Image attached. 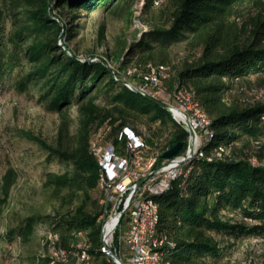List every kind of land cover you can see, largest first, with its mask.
Returning a JSON list of instances; mask_svg holds the SVG:
<instances>
[{
	"label": "trees",
	"instance_id": "obj_1",
	"mask_svg": "<svg viewBox=\"0 0 264 264\" xmlns=\"http://www.w3.org/2000/svg\"><path fill=\"white\" fill-rule=\"evenodd\" d=\"M117 1L0 0V85L19 94L38 88L46 108L62 116L54 143L24 132L67 166L64 172L48 174V183L66 190L68 204L64 213L48 217L49 232L59 233L60 243L70 247L77 241L75 234L85 231L96 256L105 194L91 149L94 134L109 126L106 139L122 151L125 141L119 135L131 127L145 138L150 152L158 153L159 162L179 142L185 150L189 139L167 109L118 80L102 61L83 60L70 48L81 18ZM163 1L155 5V0H145L144 11ZM160 19L118 51L117 67L124 74L129 66H171L176 76L169 79V89L181 81L212 117L213 136L203 147L204 156L194 160L192 172L156 197L159 230L167 239L165 258L172 264H203L221 256L215 234L264 235V164L250 160L257 157L264 163V101L234 96V89L252 76L264 84V0H167ZM179 44L189 54L176 68L173 51ZM72 105L80 115L74 134L66 117ZM141 117L147 118L150 130L139 126ZM220 148L222 156L217 155ZM18 177L14 167L0 176V212ZM224 209L240 213L243 220L223 219ZM39 220L29 217L19 228L25 240ZM16 232L0 233V243L11 241ZM43 261L50 264L48 257Z\"/></svg>",
	"mask_w": 264,
	"mask_h": 264
},
{
	"label": "rangeland",
	"instance_id": "obj_2",
	"mask_svg": "<svg viewBox=\"0 0 264 264\" xmlns=\"http://www.w3.org/2000/svg\"><path fill=\"white\" fill-rule=\"evenodd\" d=\"M166 1L146 12L145 0H118L110 8L90 11L81 18L77 35L69 40L70 48L83 60L99 61L98 58L103 57L117 68L118 51L126 44L130 46L135 37L142 35L152 23L161 22L160 15ZM66 20L69 23L71 19ZM140 23L146 27L140 28ZM188 54L184 44L174 48L173 64L176 68L183 66ZM234 96L264 101V84L259 77L252 76L250 81L234 89ZM40 98L38 88L19 94L0 85V176L9 167H14L19 174L0 212V233L6 235L11 229L17 230L11 241L5 239L0 243V264H45L43 257L48 255V249L44 239L51 233L52 224L48 217L62 214L68 208L64 199L66 190L47 181L50 172H64L66 164L24 135L29 131L51 143L56 140L62 116L47 109ZM66 117L72 120V134L76 133L80 121L78 106L72 105ZM139 126L144 131L150 130L145 117L139 118ZM250 160L255 165L257 162L264 164L257 157ZM220 215L232 222L243 220L240 213L226 209ZM32 216L40 220L33 235L25 240L18 230ZM246 222L252 223L250 220ZM215 238L220 243L221 256L207 258L203 264H264V235L235 238L215 234Z\"/></svg>",
	"mask_w": 264,
	"mask_h": 264
},
{
	"label": "built area",
	"instance_id": "obj_3",
	"mask_svg": "<svg viewBox=\"0 0 264 264\" xmlns=\"http://www.w3.org/2000/svg\"><path fill=\"white\" fill-rule=\"evenodd\" d=\"M138 22V21H137ZM145 30V29H144ZM115 70L130 82L138 85L140 90L147 94L159 97L174 106L175 120L188 132L189 126L186 114L189 116L191 126L197 132L196 149L193 153L201 154L200 142L206 139L209 127L207 119H202L192 103H190V90H178L176 85L170 90L163 81L149 77H139V74L128 69V73ZM108 129L105 134L108 133ZM104 134V135H105ZM125 141L122 151L114 143L103 144L98 147L97 161L106 179L104 189H112V200H107L105 211L110 212L107 240L112 247L111 264H158V258L149 257L147 242L151 220L146 209L147 192L172 188L170 178L175 175L178 168L183 166L184 155L192 153L189 147L191 135L189 132L188 145L180 154L170 159L150 160V146L141 135L131 127H125L119 135ZM257 165H260L257 162ZM147 177L140 185L138 182ZM130 193L129 201L125 203V196ZM126 211L122 215L123 211ZM117 213L115 220L114 213ZM85 234V231H82ZM60 235V234H59ZM87 250V237L84 244L79 247V253ZM60 259L65 258V246L57 250ZM94 261V258H93ZM89 263V264H93Z\"/></svg>",
	"mask_w": 264,
	"mask_h": 264
},
{
	"label": "bare ground",
	"instance_id": "obj_4",
	"mask_svg": "<svg viewBox=\"0 0 264 264\" xmlns=\"http://www.w3.org/2000/svg\"><path fill=\"white\" fill-rule=\"evenodd\" d=\"M161 1V0H160ZM159 0H155V4H160ZM146 27L145 24L142 25L140 23V28ZM143 31V30H142ZM128 69L134 71V73L139 74V77H149L154 78V80L163 81V85H168L169 79L175 75V70L169 65H152L149 64L146 68H138L136 66H129L126 69L125 73H128ZM176 76V75H175ZM174 76V77H175ZM181 82V81H180ZM179 81L175 82L176 88L178 90H189L182 86ZM145 93V91L140 90ZM190 103L194 106L197 114L200 115L202 119H207V126L209 127V132H207L206 139H202L200 142V150L201 154L197 153H186L184 155L183 166L178 168L175 175L170 178V185L173 187V183L179 178L183 176H187L194 169V160L204 156V145L211 141L213 136V130L211 129L212 117L202 108L199 100L195 98V94L190 92ZM175 119L174 113L172 115ZM105 131V130H104ZM102 130L97 131L93 139L91 141V149L96 157H98V147L100 146V142L103 140V144H111V141L106 139V135H104ZM223 148H220L217 155L222 156ZM158 153L150 152V160H158ZM253 161V160H252ZM99 186L101 188H105L106 179L103 175V172L100 168L99 175ZM171 188H164L158 191L147 192L146 197V209H148V215L151 220L148 234V242L147 249L149 257L158 258V264H172L169 260H167L164 256L162 248L166 242V237L162 235L159 230L160 223V211L159 204L156 200L157 196L163 195L168 192ZM105 197L102 199V204L104 205V213L100 216L99 221L102 222V242L100 245V251L98 256L91 252V244L86 233L83 234L82 231H79L75 234L77 241H74L70 247H65V258L60 259V253H57V250L61 248V236L59 233L51 232L48 234L46 239H44L45 246L48 249L47 256L49 258L50 264H111L112 262V247L110 241L107 240L108 236V226L110 224V212L105 211L107 208V200H112V189H104L103 190ZM130 193H128L124 198V203L129 201ZM115 220L117 219V213H114ZM85 235L87 237V250L85 253H79V247L84 244Z\"/></svg>",
	"mask_w": 264,
	"mask_h": 264
},
{
	"label": "water",
	"instance_id": "obj_5",
	"mask_svg": "<svg viewBox=\"0 0 264 264\" xmlns=\"http://www.w3.org/2000/svg\"><path fill=\"white\" fill-rule=\"evenodd\" d=\"M100 61H102L106 66H108L110 72L113 74L114 77H116L118 80L122 81L123 83H125L128 87H130L131 89L141 93L142 95L146 96L148 99H150L151 101L155 102L156 104L160 105L161 107L167 109L172 115L174 113V106L164 100H162L159 97L153 96L151 94H147V93H143L140 91V89L138 88V85L136 83L130 82L129 80H127L126 78H124L122 75H120L115 68L108 62L107 59L100 57L98 58ZM92 61V59H90ZM187 117V122H188V126H189V132L191 135V139L189 141V147L191 149V152L193 153L196 149V141H197V132L195 131V129L191 126L190 121H189V116L188 114H186ZM184 149V144L183 142H179L176 145H174L173 147L169 148L168 150H166L163 154H162V158L163 159H170L173 158L174 156L180 154ZM147 177L142 178L138 184L140 185ZM125 210L123 211L122 215L125 214Z\"/></svg>",
	"mask_w": 264,
	"mask_h": 264
}]
</instances>
